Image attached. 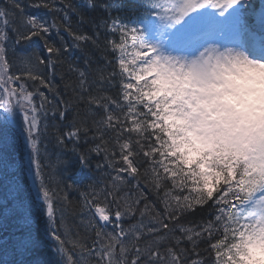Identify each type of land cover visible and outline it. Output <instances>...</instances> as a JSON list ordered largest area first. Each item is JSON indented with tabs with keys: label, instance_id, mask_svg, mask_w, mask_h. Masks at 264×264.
<instances>
[{
	"label": "snow or ice",
	"instance_id": "obj_1",
	"mask_svg": "<svg viewBox=\"0 0 264 264\" xmlns=\"http://www.w3.org/2000/svg\"><path fill=\"white\" fill-rule=\"evenodd\" d=\"M242 2L140 0L129 19L115 0H3L0 264H256L264 131L243 88L213 83L210 68L236 50L214 37ZM160 69L191 83L166 91ZM66 151L89 172L96 160L74 205Z\"/></svg>",
	"mask_w": 264,
	"mask_h": 264
},
{
	"label": "clouds",
	"instance_id": "obj_2",
	"mask_svg": "<svg viewBox=\"0 0 264 264\" xmlns=\"http://www.w3.org/2000/svg\"><path fill=\"white\" fill-rule=\"evenodd\" d=\"M223 57L230 59L213 60L210 68L214 73L213 83H218L224 88L242 87L247 100L246 116L253 126L264 131V60H253L240 57L236 50L221 48ZM163 78L161 87L166 91L172 89H184L189 86L191 80L179 70L173 75L168 69H160ZM193 147H200L195 141H190ZM264 244L254 248V255L258 258L257 264H264Z\"/></svg>",
	"mask_w": 264,
	"mask_h": 264
},
{
	"label": "trees",
	"instance_id": "obj_3",
	"mask_svg": "<svg viewBox=\"0 0 264 264\" xmlns=\"http://www.w3.org/2000/svg\"><path fill=\"white\" fill-rule=\"evenodd\" d=\"M74 3H83V0H73ZM115 2L121 6V8H128L131 10V7L128 6L126 3V0H115ZM3 3V0H0V4ZM29 11H33L32 9H29ZM113 15H118L117 11H113ZM121 15V13H120ZM126 17L128 18V14H126ZM68 72L67 66L65 65L63 68L57 67V74L54 77V83L56 84L57 88L61 93H64V85L61 81V74H65V78H67L66 74ZM42 91H45L44 89H41ZM71 147V146H69ZM49 152L52 154L51 159L53 163L56 161V153L58 152V149H56L54 146L49 147ZM62 159L65 161V164L62 166L61 172H62V179L64 181V184L67 183H73L74 187L73 189H68L67 194L69 196V200L73 203V205L79 201L80 198V192L77 190L79 188L80 190H85L87 187V184L90 182L88 180L89 176L95 174V164L96 160L94 159L92 161V172H89L87 169H81L75 156L71 154V152H65L62 156ZM50 171V169H48ZM63 186V185H62ZM206 213H198L196 217L190 218V219H199L200 215H205ZM78 224V220L76 219V214L72 211V208L69 207L66 215H65V225L66 227L71 231V233L74 235L77 231L76 225ZM82 230V229H81ZM4 235V233H3ZM2 235V236H3ZM2 255V253H0Z\"/></svg>",
	"mask_w": 264,
	"mask_h": 264
},
{
	"label": "rangeland",
	"instance_id": "obj_4",
	"mask_svg": "<svg viewBox=\"0 0 264 264\" xmlns=\"http://www.w3.org/2000/svg\"><path fill=\"white\" fill-rule=\"evenodd\" d=\"M259 11H260V10H259ZM250 19H251V16L246 17L245 22L250 21ZM239 22H240V20H239ZM241 22H243V20H242ZM236 25H237V24H236ZM236 25L229 24L228 26H226V28H225V30L223 31V33H224V34H227V35H228V34H231V33H233L232 35H237L238 33H241L242 30L239 29L240 26L237 25V27H236ZM262 251H264V249H262ZM256 264H257V261H256Z\"/></svg>",
	"mask_w": 264,
	"mask_h": 264
},
{
	"label": "bare ground",
	"instance_id": "obj_5",
	"mask_svg": "<svg viewBox=\"0 0 264 264\" xmlns=\"http://www.w3.org/2000/svg\"><path fill=\"white\" fill-rule=\"evenodd\" d=\"M257 3V2H256ZM129 13V11L128 10H123V8H122V10H121V15L122 16H126V14H128ZM224 40H225V38H224Z\"/></svg>",
	"mask_w": 264,
	"mask_h": 264
}]
</instances>
